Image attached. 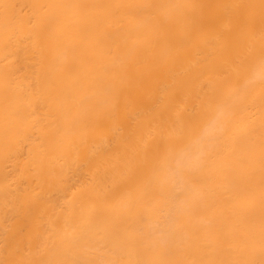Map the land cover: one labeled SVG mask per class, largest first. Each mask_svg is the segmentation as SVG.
Listing matches in <instances>:
<instances>
[{
    "label": "bare ground",
    "instance_id": "obj_1",
    "mask_svg": "<svg viewBox=\"0 0 264 264\" xmlns=\"http://www.w3.org/2000/svg\"><path fill=\"white\" fill-rule=\"evenodd\" d=\"M0 264H264V0H0Z\"/></svg>",
    "mask_w": 264,
    "mask_h": 264
}]
</instances>
